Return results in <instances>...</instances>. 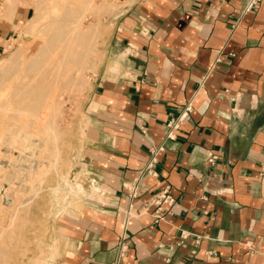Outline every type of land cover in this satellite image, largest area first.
<instances>
[{
    "label": "crops",
    "instance_id": "crops-1",
    "mask_svg": "<svg viewBox=\"0 0 264 264\" xmlns=\"http://www.w3.org/2000/svg\"><path fill=\"white\" fill-rule=\"evenodd\" d=\"M249 4L118 1L74 123L75 197L42 264H264V0ZM30 15L20 0L0 20V60ZM166 187L176 203L155 219L146 205Z\"/></svg>",
    "mask_w": 264,
    "mask_h": 264
},
{
    "label": "rangeland",
    "instance_id": "rangeland-1",
    "mask_svg": "<svg viewBox=\"0 0 264 264\" xmlns=\"http://www.w3.org/2000/svg\"><path fill=\"white\" fill-rule=\"evenodd\" d=\"M18 1L20 0H7L6 4L0 2V20L12 19L14 6ZM21 1L31 6V15L9 35L5 55L17 49L32 54L42 38L51 32V22L56 19L65 20L69 26L78 19V22L83 21L82 25L78 24L82 33L78 32V52H87L78 56L83 60L78 61L81 64L78 66L80 72L76 83L63 79V83L55 88V93L60 91L61 99L49 111L44 122H40L36 116L45 109L46 104L52 102H47L44 96L33 100V105H28L17 95L20 91L18 80L23 76V68L27 64L15 62L13 69L0 77V181L9 185L14 197L12 206L0 205V264H42L55 216L58 219L66 199L75 197L74 184L70 182L72 178L69 174L74 123L78 118V127H83L81 118L86 108L84 101L91 87V74L96 69L99 39L102 38L106 21L119 0ZM8 4H12V7L9 8ZM66 9L70 11L69 14L65 12ZM33 18H38L39 22L43 20L44 27L48 25L47 29L42 32L29 31L26 34L23 29ZM84 42L86 45H81ZM47 58L49 55H46ZM44 63L38 64L34 70L42 71V67L46 68ZM34 70L30 75L36 74ZM22 123L26 124L25 129L30 133L27 141L30 143L29 147L24 145L21 135L25 131L18 127ZM18 131L21 134L17 135ZM65 148L69 152H65ZM74 200L71 199L70 204Z\"/></svg>",
    "mask_w": 264,
    "mask_h": 264
},
{
    "label": "bare ground",
    "instance_id": "bare-ground-1",
    "mask_svg": "<svg viewBox=\"0 0 264 264\" xmlns=\"http://www.w3.org/2000/svg\"><path fill=\"white\" fill-rule=\"evenodd\" d=\"M9 1H12V0H9ZM8 7L9 8L12 7V4H8ZM65 12L68 13L70 11H67V9H66ZM48 17H50V15ZM79 20L80 19H78V21ZM78 21L73 22L74 23L73 25L71 23V26H69V24H67L65 22V20L64 21H58L56 19V21L51 22L53 24V29L51 30V32L42 38V40L38 43V46L35 48V50L33 51L32 54L29 55V54H27L26 50L24 51L22 49H19V50L17 49V51L9 52L7 55H5L0 60V77L5 75L11 69H13V65L15 62L19 61L21 63L27 64V66L25 68H23V73H24L23 76L21 77V79L18 80L19 81L18 85H19L20 91H18L17 95L19 96L18 98H20V100L22 102H26L28 105H33V102H32L33 100L37 99L38 97L40 98V97H44V96H46L45 98H46L47 102H49V101L52 102L51 104L48 103L45 105V109L47 108L46 110L44 109L43 111H40V113H38V114L36 113L37 114L36 118L40 122H44L49 111L52 108H54V105L56 106V104L59 103L58 101H60V99H61V95L59 94L60 91H58V92L56 91L57 93H55V88L63 83V82L61 83V81L63 79H65V80H68V82L70 81L71 83H76V81L78 79V72H80V70H78V66H79V64H81V62L78 63L79 59H81L78 56H80V53H82V52L84 55V53L86 51V50L85 51L79 50L81 52H78V46H79L78 43L80 42V41H78L79 40L78 39L79 38L78 32L81 33L78 29V24L82 25L81 22H83V21H81V22H78ZM47 26L48 25H46V28L44 27V21L43 20L41 22H39L38 18H33V19H30L29 23L25 26V28L23 30L25 31L26 34H28L29 31H33V32L34 31H41L42 32L44 29H47ZM20 27H21V25H20ZM81 35H82V33H81ZM81 45H86V44L84 42ZM88 46H89V44H88ZM46 55H49V58L46 59ZM83 55L81 57H84ZM86 56H88V55H86ZM44 57H45V59H44ZM81 60H83V59H81ZM41 62H45L44 66L46 68L42 67L41 68L42 71H40V69H39L40 72H38L37 70H34L35 67H37V65L40 64ZM32 70H34L36 72V74L30 75V72ZM36 118H34V119H36ZM34 119H33V121H35ZM38 120H37V122H38ZM38 124H39V122H38ZM25 126H26L25 123L24 124L22 123L20 126H18L19 128H21V130H24L25 132L22 131L24 133L21 134L18 131L17 135H19V134L22 135L23 140L25 141L24 145L27 147L28 144H30L29 142H27L29 140V134L30 133L28 130L25 129ZM43 127H45V125ZM15 136H16V134H15ZM35 144H36V142H35ZM21 151H23V150H21ZM22 155H24V154L22 153ZM22 157L23 156H21V159H22ZM19 167H20V165H19ZM0 176H1V174H0ZM6 179H7V177H6ZM3 230H5V228Z\"/></svg>",
    "mask_w": 264,
    "mask_h": 264
},
{
    "label": "built area",
    "instance_id": "built-area-1",
    "mask_svg": "<svg viewBox=\"0 0 264 264\" xmlns=\"http://www.w3.org/2000/svg\"><path fill=\"white\" fill-rule=\"evenodd\" d=\"M261 0H250L249 6L252 7L253 5L257 4ZM193 111L192 103L189 102L186 105H184V108L181 110L179 115L175 118H172L170 121H168V127L169 131L167 133L168 137H174L173 130L180 128V126L189 118L190 113ZM162 149V147H160ZM156 154L157 152L153 153L152 158L148 162L144 173H151L155 174L153 171L154 163L156 162ZM213 158V157H212ZM129 191L131 192L132 196H137L138 194V185L135 183L131 186L127 187ZM14 203V197L12 189H10L9 185L5 182L0 181V205L3 206H12ZM176 203V198L172 194V191L169 187H166L162 191H159L158 193H155L148 202V205L155 206L154 211V217L155 219H162L165 214L168 212L165 208V205L172 206ZM138 214L141 213V211H137ZM124 246H122L121 251L123 252ZM122 254V253H121Z\"/></svg>",
    "mask_w": 264,
    "mask_h": 264
}]
</instances>
